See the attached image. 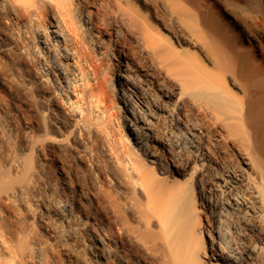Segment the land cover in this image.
Listing matches in <instances>:
<instances>
[{
  "label": "bare ground",
  "instance_id": "bare-ground-1",
  "mask_svg": "<svg viewBox=\"0 0 264 264\" xmlns=\"http://www.w3.org/2000/svg\"><path fill=\"white\" fill-rule=\"evenodd\" d=\"M253 22L264 0H0V264H264Z\"/></svg>",
  "mask_w": 264,
  "mask_h": 264
},
{
  "label": "rangeland",
  "instance_id": "rangeland-1",
  "mask_svg": "<svg viewBox=\"0 0 264 264\" xmlns=\"http://www.w3.org/2000/svg\"><path fill=\"white\" fill-rule=\"evenodd\" d=\"M263 23V25H261ZM262 23H245L246 24V26H245V24H244V27H245V30L247 31V32H249V34L250 35H255V36H258V38L260 39V43L262 44L261 46L262 47H264V22H262ZM250 24V25H249ZM253 24H254V26L255 27H253ZM248 25V26H247ZM246 27H248V28H246ZM261 27V28H260ZM257 29V30H256ZM260 30V31H259ZM262 37V38H261ZM264 49V48H263ZM5 62V63H4ZM6 64V61H5V59H3V58H0V71L1 72H8L9 70V68H8V66H7V64ZM3 65V66H2ZM12 71L10 70V72H8V73H11ZM22 88V87H21ZM24 93H23V95H26L27 97H29L30 99H31V102L35 105V107H37V109H39V110H41L42 109V104H41V102H40V100H39V97H36L35 96V94H33L34 92H32V89H26L25 91H23ZM41 121L42 122H45V118L44 117H41ZM82 169H81V168ZM74 170H76L77 172H76V174H77V176L79 177V179L81 180V183H83V185H86L87 184V179H86V177H87V175H86V172H88L89 170H88V168H87V166L86 165H84L83 163H81L80 164V166H79V168L77 167V168H74ZM78 170H79V172H78ZM88 170V171H87ZM81 173H83V174H81ZM85 175V176H84ZM111 188H107V190H108V193H109V191L111 192V190H110ZM110 195V194H109ZM113 195V193H111V196ZM13 228V227H12ZM2 254V256L5 254V251L3 250V248L0 246V255Z\"/></svg>",
  "mask_w": 264,
  "mask_h": 264
}]
</instances>
